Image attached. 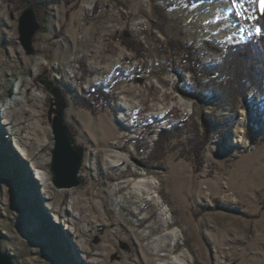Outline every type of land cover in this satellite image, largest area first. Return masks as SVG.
Instances as JSON below:
<instances>
[{"label": "rangeland", "instance_id": "374dc122", "mask_svg": "<svg viewBox=\"0 0 264 264\" xmlns=\"http://www.w3.org/2000/svg\"><path fill=\"white\" fill-rule=\"evenodd\" d=\"M25 1L0 0L2 251L14 264H180L184 251L190 264H264V74L250 84L241 77L256 64L229 57L264 44L259 0H47L32 6L30 53ZM226 55L221 74L202 73ZM53 88L84 151L72 187L51 171ZM203 118L215 125L199 158ZM143 172L159 181L158 205L128 183Z\"/></svg>", "mask_w": 264, "mask_h": 264}, {"label": "water", "instance_id": "95a60500", "mask_svg": "<svg viewBox=\"0 0 264 264\" xmlns=\"http://www.w3.org/2000/svg\"><path fill=\"white\" fill-rule=\"evenodd\" d=\"M39 28L40 24L37 20V14L34 8L29 5L20 19L21 39L29 53L33 50V35ZM52 92L55 95L54 104L57 105L53 109L56 112L53 120L56 142L51 163L53 181L58 187H72L81 183L78 173L82 166L84 151L82 147L74 144L69 127L65 122L63 111L66 105L60 91L58 88H53ZM0 264H14L12 256L4 253L1 246Z\"/></svg>", "mask_w": 264, "mask_h": 264}, {"label": "trees", "instance_id": "16d2710c", "mask_svg": "<svg viewBox=\"0 0 264 264\" xmlns=\"http://www.w3.org/2000/svg\"><path fill=\"white\" fill-rule=\"evenodd\" d=\"M47 0H26L25 2L29 3V5L33 6L34 8L37 9V11L41 10L42 8V4L46 3ZM196 2H201V1H204V0H194ZM257 26H260V29L263 30L264 29V19L261 18L260 21H258V24ZM239 45V44H237ZM240 47L238 49H232V46L229 47V57L233 55H235L236 53H233L232 51H236L237 54H239V52H241V55L245 58V60H248V59H252V61L254 62V67L253 69L256 70L255 73H248L247 75H242V79L250 82V84H252L254 81V84L255 85H258L259 82H256L257 81V76L258 74L261 75V78L263 77V74H264V69H261V65L262 62H263V57H264V44L263 42H256L252 39L250 40H245L242 44L239 45ZM188 52L190 51L188 48H187ZM237 58L240 60L241 59V62H242V58H240V55H237ZM228 55V54H227ZM226 56H224L222 59H221V63H210V64H205V63H202V67H200V69L202 70V73L206 75H209V76H213L216 72L217 75L221 74V67H224L226 66V63L224 64V61L226 59ZM253 56V57H252ZM227 57V58H229ZM194 59H192L193 61ZM195 60H198V59H195ZM249 61V60H248ZM199 63L200 60H199ZM239 64V62H238ZM259 64V65H257ZM246 67V65H245ZM247 68V67H246ZM245 68V69H246ZM246 72H248L247 70H245ZM226 75V74H224ZM256 77V78H255ZM260 77V76H258ZM248 87V86H247ZM247 87L245 86V88L247 89ZM238 91V90H237ZM242 93V92H241ZM240 93V94H241ZM243 94V93H242ZM241 94V95H242ZM258 118V117H257ZM255 118V116L252 115V122L255 123V120H256V123H259L260 119L258 118ZM203 124H204V132L201 136V139L199 141H196V152L198 153V157L200 158V149L202 148V146L206 143V141L208 140V134L211 132V127H214V123L212 121H210L209 119H205L203 118ZM263 122L261 121L260 124H262ZM264 125V124H263ZM167 130H164L162 133H161V137H163L164 135H167L168 134V131L167 133H165ZM197 161H199L200 159L196 158Z\"/></svg>", "mask_w": 264, "mask_h": 264}, {"label": "bare ground", "instance_id": "6f19581e", "mask_svg": "<svg viewBox=\"0 0 264 264\" xmlns=\"http://www.w3.org/2000/svg\"><path fill=\"white\" fill-rule=\"evenodd\" d=\"M205 1V0H204ZM252 64V63H251ZM252 66V65H251ZM250 66V61H249V67ZM252 69V68H251ZM244 86V85H243ZM248 89V87H247ZM242 90V89H241ZM39 94V93H38ZM182 105L184 106H190V104H188V102L183 101ZM9 123L12 122V120H10V118L6 119ZM36 130L38 131L37 127ZM19 143V142H18ZM16 143L17 147L19 148V150L25 154L28 155L26 148H24L22 146V144H18ZM109 152V156L111 157V161L112 163H120L122 161H126L129 160V157L117 150H113V149H108ZM113 158V159H112ZM36 171L35 172V178L38 177L39 179H41L44 182V186L46 187V182L48 183V180L50 179V174L48 171L40 169V168H35ZM50 181V180H49ZM159 181L154 178L151 175H148L147 172H143L142 175L139 176L138 179L136 180H129L128 183H132L133 184V189L135 192H139L141 194H147L151 199H153V202L155 203V205L159 204V201L162 200V196L158 191L159 188ZM48 187V186H47ZM47 193H49V190H46ZM166 209H168L167 207H165ZM172 233L178 234L179 230L177 228H175L174 230H172V232H164L163 234L159 235L156 240H155V249L157 250L156 252H160L162 251V246H167V244H164V242L166 243L167 240L171 241V244H174L176 241V236ZM174 247L170 248L169 250L173 252ZM191 254H189L188 251H184V255H176L173 262H177L180 264H190V261L187 260V257L190 256ZM172 262V263H173Z\"/></svg>", "mask_w": 264, "mask_h": 264}, {"label": "snow or ice", "instance_id": "6c2138e0", "mask_svg": "<svg viewBox=\"0 0 264 264\" xmlns=\"http://www.w3.org/2000/svg\"><path fill=\"white\" fill-rule=\"evenodd\" d=\"M242 2H243V0H242ZM233 3H235V0H233ZM259 4H260V12H261L262 15H264V0H259ZM237 15H239V14H237ZM256 34L257 35L261 34V29L260 28H257Z\"/></svg>", "mask_w": 264, "mask_h": 264}]
</instances>
